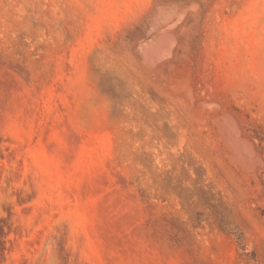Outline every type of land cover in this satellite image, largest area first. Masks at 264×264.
I'll list each match as a JSON object with an SVG mask.
<instances>
[{"label": "rangeland", "instance_id": "374dc122", "mask_svg": "<svg viewBox=\"0 0 264 264\" xmlns=\"http://www.w3.org/2000/svg\"><path fill=\"white\" fill-rule=\"evenodd\" d=\"M155 1L0 0V264H264V0H177L165 79Z\"/></svg>", "mask_w": 264, "mask_h": 264}, {"label": "bare ground", "instance_id": "6f19581e", "mask_svg": "<svg viewBox=\"0 0 264 264\" xmlns=\"http://www.w3.org/2000/svg\"><path fill=\"white\" fill-rule=\"evenodd\" d=\"M197 25L198 20L196 16L183 3L177 0H157L140 17L138 24L134 28L132 26V31L124 32L119 36L113 52L116 55L130 58L133 61L136 60L135 47L137 44H141L145 63L150 68L152 67V69L160 71L162 73L161 78L165 79V68L167 66L170 68L175 67L174 60L177 58L182 43L181 35L188 37ZM148 26H153L160 31L152 40L142 42L141 38ZM188 81L189 75L183 79H175L172 82V86L185 87L187 95L192 98ZM191 100L193 101V98ZM231 120L227 114H223L219 120V123L222 125L223 134L225 135L224 137H226L228 144H230V148L233 147L235 153L244 159L252 160L253 155L250 146L239 137L237 133L238 129L236 130L235 123L232 122L234 119Z\"/></svg>", "mask_w": 264, "mask_h": 264}]
</instances>
